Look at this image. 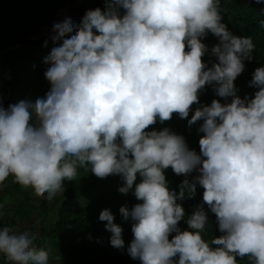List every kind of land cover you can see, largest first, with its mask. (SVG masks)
I'll list each match as a JSON object with an SVG mask.
<instances>
[{
  "label": "clouds",
  "instance_id": "obj_1",
  "mask_svg": "<svg viewBox=\"0 0 264 264\" xmlns=\"http://www.w3.org/2000/svg\"><path fill=\"white\" fill-rule=\"evenodd\" d=\"M220 4L109 0L103 10L55 23L44 57L47 93L0 104V184L11 176L52 200L80 167L100 178L118 174L119 191L131 190L140 201L119 212L131 222L127 252L141 264H238L244 256L264 264V65L249 81L258 89L254 96L241 98L234 81L255 44L228 29ZM209 32L219 41L210 67L202 59ZM206 84L226 102L213 99L188 119L202 120L199 152L168 127L148 130L173 113L188 117ZM169 167L185 177L198 173L192 195L202 186L203 203L187 218L177 202L183 191L169 187ZM205 204L222 233L210 240L202 235ZM99 219L107 222L110 244L123 248L114 214L105 208ZM182 219L191 230H181ZM38 235L0 227V255L11 264H50L51 249L34 243Z\"/></svg>",
  "mask_w": 264,
  "mask_h": 264
},
{
  "label": "trees",
  "instance_id": "obj_2",
  "mask_svg": "<svg viewBox=\"0 0 264 264\" xmlns=\"http://www.w3.org/2000/svg\"><path fill=\"white\" fill-rule=\"evenodd\" d=\"M28 1H36L32 5L39 8L38 0H0V43L4 48L3 61L0 60L2 68L6 70V76L1 75L0 79L5 85L9 95L0 97V104L7 107L20 99L30 98L35 100L38 96H44L49 90L50 83L44 77L48 65L44 63V57L53 46L51 36L54 35L52 27L50 33L26 39L23 36H30L37 33L42 24L50 23L53 14L63 12L62 20L66 16L74 19L82 18L88 9L100 7L105 8L109 0H45V11L47 16L42 18V12L34 11L33 18L18 30H14L10 20L12 15L18 16L23 11ZM220 11L223 22L235 35L251 37L255 48L252 51V58L245 60V69L234 81L237 87V94L243 98L246 94L254 96L258 89L249 84L252 74L257 67L264 65V27L261 21L264 20V0H221ZM13 22V21H12ZM16 25V22L14 21ZM23 37V38H22ZM208 47L202 59L210 67L217 62V58L211 55V50L219 41L211 32L203 38ZM13 62H17L14 68ZM213 99L222 103L226 98L219 97L212 85H205L199 93V104L194 103L191 110L203 105L210 104ZM231 97L227 98L230 102ZM192 113L189 114L191 116ZM177 113H173L171 119L162 123L150 125L148 130H160L164 127L182 134L188 146L199 152V138L203 135L198 131L202 120L189 125ZM165 175L169 187L176 192L183 191L184 199L178 200L185 209V216L191 215L195 208L203 203V188L196 185L195 195H192V180L198 175L193 171L187 177L183 174H176L171 167L165 169ZM140 177H137V183ZM123 184L118 174L109 175L105 178L97 177L90 168H78V175L73 180H65L64 190L53 199L51 205L47 200L39 201V223L31 221L29 228L39 233L34 241L37 247L52 248L56 264H141L139 259H133L127 252L130 241L134 238L131 231V222L121 217L119 209L121 206L131 208L139 203L130 190L128 193H121L119 187ZM0 192L16 197L17 205L11 206L6 201H0V227L10 225L18 215H29L36 211L32 205V195L36 194L32 187H24L15 182L9 176L0 184ZM208 213V225L202 235L206 240L222 233L218 229L215 214L204 205ZM105 208L114 214V222L122 226V238L125 241L123 248H115L110 244L111 232L105 228L106 221L99 219L100 212ZM55 209L56 218L48 222L46 213ZM5 217H10L7 219ZM181 230L189 229L185 219L178 222ZM175 233H171V236ZM178 259V257H176ZM238 264H254L248 257H237ZM0 264H11L2 255Z\"/></svg>",
  "mask_w": 264,
  "mask_h": 264
},
{
  "label": "rangeland",
  "instance_id": "obj_3",
  "mask_svg": "<svg viewBox=\"0 0 264 264\" xmlns=\"http://www.w3.org/2000/svg\"><path fill=\"white\" fill-rule=\"evenodd\" d=\"M36 2V1H28V3L26 4V6L24 7L23 11L20 12L18 16H14L12 15V21L10 20V23L12 24L14 30H18L19 28L23 27L26 23L30 22L33 18V13L34 12H30L31 9H33L34 11H40L42 12V18L45 19V17L47 16V13L45 11V0H38L37 3L40 5L39 8L35 9L33 7V3ZM62 16H63V12L62 11H59L56 15L53 14V19H52V22H51V26H49L50 23H45V24H42V26L38 29L37 33L33 34V35H30V36H23L24 38L26 39H36L37 37H40L42 35H44L45 33H49L50 32V28L52 27L53 28V25L57 22H60L62 21ZM14 21L16 22V25L14 24ZM20 31V30H18ZM22 37V38H23ZM4 48L3 46L1 45L0 43V60L2 59V55L4 53ZM13 66L14 68H18L17 67V62H13ZM6 70H4L2 68V64L0 63V76L3 75V76H6ZM6 96V90H5V85L2 83L1 79H0V97H5ZM192 113L193 114V111L190 110L189 114ZM191 114V115H192ZM191 116H188L186 117V121H188V119H190ZM64 184H65V181H64ZM63 184V186H64ZM60 193L56 194L55 197H57ZM53 198V199H54ZM41 199H44V200H47L48 204L51 205L53 201L52 200H48L46 199L44 196H41V195H38V194H34L32 195V205H33V208L34 209H37L36 211L30 213L29 215H18L17 217H15V221L11 222L10 225L16 229H21V228H25V227H28L30 226L31 224V221H34L36 223H39V216H38V212H39V201ZM0 201H6L9 205L11 206H15L17 205V200H16V197L15 196H12V195H9V194H5L3 192H0ZM3 217H5V214L2 215ZM7 219H10V217H5ZM56 218V214H55V209H51L49 210L47 213H46V217L45 219L48 221V222H52L54 221ZM36 245V243H35ZM51 249V256L54 255L55 256V253L53 251V249L50 247ZM50 256V257H51ZM2 255H0V259H1ZM53 260L50 261V264H56V260L54 258H52Z\"/></svg>",
  "mask_w": 264,
  "mask_h": 264
},
{
  "label": "water",
  "instance_id": "obj_4",
  "mask_svg": "<svg viewBox=\"0 0 264 264\" xmlns=\"http://www.w3.org/2000/svg\"><path fill=\"white\" fill-rule=\"evenodd\" d=\"M2 61H3V56H2ZM9 95V90H8V92H7V96Z\"/></svg>",
  "mask_w": 264,
  "mask_h": 264
}]
</instances>
